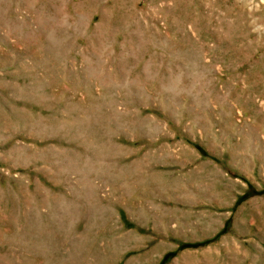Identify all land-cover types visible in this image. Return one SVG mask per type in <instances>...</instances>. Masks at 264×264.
Segmentation results:
<instances>
[{
    "label": "rangeland",
    "instance_id": "rangeland-1",
    "mask_svg": "<svg viewBox=\"0 0 264 264\" xmlns=\"http://www.w3.org/2000/svg\"><path fill=\"white\" fill-rule=\"evenodd\" d=\"M0 264H264V0H0Z\"/></svg>",
    "mask_w": 264,
    "mask_h": 264
}]
</instances>
